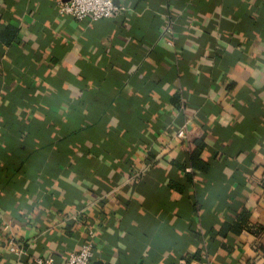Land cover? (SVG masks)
Segmentation results:
<instances>
[{"label": "crops", "instance_id": "0c3cea01", "mask_svg": "<svg viewBox=\"0 0 264 264\" xmlns=\"http://www.w3.org/2000/svg\"><path fill=\"white\" fill-rule=\"evenodd\" d=\"M61 2L0 0V264L65 263L91 231L94 264H264V232L220 234L264 229V0Z\"/></svg>", "mask_w": 264, "mask_h": 264}, {"label": "built area", "instance_id": "2783aa9c", "mask_svg": "<svg viewBox=\"0 0 264 264\" xmlns=\"http://www.w3.org/2000/svg\"><path fill=\"white\" fill-rule=\"evenodd\" d=\"M114 0H69L61 2L59 5V14L62 17H69L78 22L87 20L102 21L113 19L120 13ZM175 32L172 25L165 30L163 40L168 47H174ZM177 137L181 140H189L188 133L185 130L178 132ZM74 221H78V217L73 216ZM90 240L86 242L79 252L72 253L65 263H58L53 257H36L33 264H94V232H90ZM9 250L11 253L20 254L21 250L15 241H11Z\"/></svg>", "mask_w": 264, "mask_h": 264}, {"label": "trees", "instance_id": "16d2710c", "mask_svg": "<svg viewBox=\"0 0 264 264\" xmlns=\"http://www.w3.org/2000/svg\"><path fill=\"white\" fill-rule=\"evenodd\" d=\"M206 149V143H204L203 140H197L195 141V149L193 150L192 154L189 157V163L190 167L199 170L201 172L207 173L210 170V166L203 161L202 156ZM180 166V165H179ZM243 230L248 231L251 234H254L256 236H261L264 232V229L261 227H250V216L247 212H242L239 217L237 218V221L231 225L226 224L222 228L220 234L223 236H226L227 233H236L239 234ZM262 251L264 253V246H262Z\"/></svg>", "mask_w": 264, "mask_h": 264}, {"label": "water", "instance_id": "95a60500", "mask_svg": "<svg viewBox=\"0 0 264 264\" xmlns=\"http://www.w3.org/2000/svg\"><path fill=\"white\" fill-rule=\"evenodd\" d=\"M64 2H67V1H69V0H63Z\"/></svg>", "mask_w": 264, "mask_h": 264}]
</instances>
